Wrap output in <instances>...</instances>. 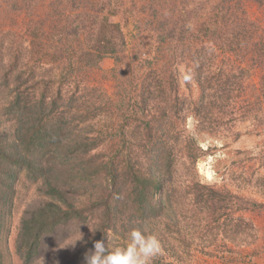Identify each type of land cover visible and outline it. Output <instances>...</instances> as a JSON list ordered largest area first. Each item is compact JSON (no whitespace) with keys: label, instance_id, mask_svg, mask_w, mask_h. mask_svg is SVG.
I'll return each instance as SVG.
<instances>
[{"label":"trees","instance_id":"trees-1","mask_svg":"<svg viewBox=\"0 0 264 264\" xmlns=\"http://www.w3.org/2000/svg\"><path fill=\"white\" fill-rule=\"evenodd\" d=\"M73 1L38 7L36 0H0V264H13L10 253L22 264H84L96 240L127 243L130 221L159 240L162 252L152 264H173L166 258L190 252L197 239L253 244L257 228L242 212L261 211L264 203L190 172L186 164L207 151L186 122L193 116L197 126L217 129L229 120L242 70L211 67L207 55L246 48L264 68V28L241 16V0L216 1L194 29L189 12H178L172 0L140 9L96 0L99 14L90 0L78 7ZM145 7L151 36L131 57L139 68L104 70L106 58L126 60L128 18L139 28ZM20 13L21 26L13 28ZM183 57L190 67L180 78ZM95 72L115 80L113 94L92 83ZM259 84L243 113L257 117L262 130L264 72ZM21 190L12 249L8 228ZM79 231L82 239L71 244Z\"/></svg>","mask_w":264,"mask_h":264},{"label":"rangeland","instance_id":"rangeland-1","mask_svg":"<svg viewBox=\"0 0 264 264\" xmlns=\"http://www.w3.org/2000/svg\"><path fill=\"white\" fill-rule=\"evenodd\" d=\"M52 0H36L34 3H38V7L47 5ZM86 0H74L73 3L77 5L83 4ZM96 0H90L93 7L86 8L87 12L91 10L94 14L101 13L100 10H95L98 5ZM160 0H123L125 7L134 5L136 9H140L145 3H152V5H159ZM218 0H186V9L182 6V0H172L175 4H178L180 11L189 12L188 22L191 28L200 22L202 16L207 12H210L213 4ZM63 3L66 10H70L68 3ZM235 2L232 1V4ZM1 5V3H0ZM2 6V5H1ZM241 16H247L249 19L256 21L262 28H264V5H259L253 0H241L239 3ZM108 7V6H107ZM34 8V7H33ZM81 8V7H80ZM2 7H0V10ZM86 9H84L86 11ZM91 9V10H90ZM144 13L140 14L139 28L134 27L132 20L128 18V27L125 32L128 38V45L125 51L126 60L124 63L114 64L111 58L103 60L102 68L106 71L110 70L113 66L122 71V68L126 70L128 68L137 67V60H132V53L140 49V42L146 41L151 36V32L147 27H144V23L151 17V8L145 7ZM239 10V11H240ZM10 15L8 16V18ZM23 13L19 15L15 14L17 24L10 22L7 18L6 27L9 24L13 28H19L21 26ZM124 16H118L116 19ZM127 18V17H125ZM124 18V19H125ZM144 22V23H143ZM155 23V20H153ZM211 53H208L209 60L215 62L210 63V66L217 65H230L233 67V71L239 72L241 85L238 84L236 92L232 95V99L229 103L234 104L229 120L226 123H222L217 129L211 127L197 126V121L193 116H189L186 122L188 131L194 136L197 143L207 151L203 157H201L194 165L186 164L191 173H194L197 178L209 183L218 188H226L232 193L248 197L258 202L264 203V129H259L256 125L257 117H253L243 113V106L248 99H252L254 94L260 88L259 79L264 72V68L255 66L257 64L252 63V58L248 59L249 51L246 48H242L241 51L236 50L235 53L220 51L219 49H211ZM148 51L145 48L142 50V54H147ZM207 63V62H206ZM217 64V65H216ZM177 71L180 78L187 77L186 71L190 67V60L187 57H183L176 63ZM106 75V77H104ZM102 75L99 72H95L92 77V83L99 82L106 88L107 92L114 93L115 80L112 79L109 73ZM180 90L185 93L183 79L180 80ZM240 91V92H239ZM264 114V109L261 111ZM224 120V119H223ZM212 130L213 133H212ZM182 160V157L180 158ZM263 178V180H259ZM21 189V188H20ZM18 200L14 203V209L12 210L11 221L9 223L8 233L10 239V247L12 249V240L16 234L18 227V219L21 214L24 192L21 190ZM245 217L250 218L257 228V239L253 244L249 245H234L232 242L225 240L222 236H219L216 241L209 243L200 241H194L191 245L190 252L183 251L181 257L174 259V257H167V261L173 262V264H264V209L261 211L252 210L242 212ZM198 236H201L198 235ZM208 242V243H207ZM181 249H177L179 252ZM6 254L8 250L4 251ZM9 259L13 264H22L21 261L15 256L14 253H10ZM7 259L5 260V262ZM9 264V263H8Z\"/></svg>","mask_w":264,"mask_h":264},{"label":"clouds","instance_id":"clouds-1","mask_svg":"<svg viewBox=\"0 0 264 264\" xmlns=\"http://www.w3.org/2000/svg\"><path fill=\"white\" fill-rule=\"evenodd\" d=\"M130 224L127 243L115 245L108 239L96 240L93 249L85 253L84 264H152L162 252L159 240L136 221H130ZM81 239L80 232L71 244Z\"/></svg>","mask_w":264,"mask_h":264}]
</instances>
